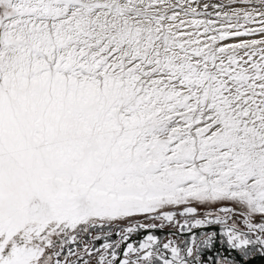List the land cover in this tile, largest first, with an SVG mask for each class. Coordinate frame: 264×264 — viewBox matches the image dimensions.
<instances>
[{"label": "snow or ice", "instance_id": "6c2138e0", "mask_svg": "<svg viewBox=\"0 0 264 264\" xmlns=\"http://www.w3.org/2000/svg\"><path fill=\"white\" fill-rule=\"evenodd\" d=\"M209 225L240 260H202L217 234L192 230ZM165 228L191 235L162 243ZM252 250L264 0H0V264H246Z\"/></svg>", "mask_w": 264, "mask_h": 264}, {"label": "water", "instance_id": "95a60500", "mask_svg": "<svg viewBox=\"0 0 264 264\" xmlns=\"http://www.w3.org/2000/svg\"><path fill=\"white\" fill-rule=\"evenodd\" d=\"M240 230L247 231V229H243V228L240 229ZM148 231L149 230L141 229L137 233H133L128 242H138L139 240L143 239V237L148 233ZM151 231L153 233H156L157 236L160 238V240L162 242H166L167 238H169L170 234L173 233V232H175V234H174L175 237H173V238L171 237V238L175 239L177 241L187 240L188 236L191 235V233H188V232L180 233V232H176L175 230L168 229V228H165V229H154V230H151ZM192 231L196 233L198 238L202 234L207 233V232H215L217 234L215 239H214L212 249H210V250L209 249H205L201 253L202 260H207L208 257H210V256L214 259L218 255L227 256L229 259H233V258L236 259V260H240L241 259V255L242 254L239 253L237 250L228 249L226 244L225 245H221V243H220V239L221 238H220V235H219L220 234V226L219 225L203 226V227L198 228V229H193ZM164 237H167V238H166V240L163 241ZM117 238L118 237H116L115 235H113L111 237V239H113V240H115ZM123 246H126V244L123 245ZM249 256H250V258L247 259L246 264H264V255L258 254L257 251L252 250L249 253Z\"/></svg>", "mask_w": 264, "mask_h": 264}, {"label": "rangeland", "instance_id": "374dc122", "mask_svg": "<svg viewBox=\"0 0 264 264\" xmlns=\"http://www.w3.org/2000/svg\"><path fill=\"white\" fill-rule=\"evenodd\" d=\"M200 3H209V4H212V3H224V4H228V0H200ZM242 7L243 5L242 4H234V5H230V7ZM212 9L210 8L209 11H211ZM249 37H245L244 39H248ZM228 41H234V40H228ZM228 41H225V42H228ZM224 205H213L211 207H203V208H199L198 211H199V217L198 218H203V214L204 212L206 211H213L215 212L219 207H222ZM256 221H259L260 220V217H256L255 218ZM143 222V220H142ZM235 222L236 223V226L240 229H246V227L244 226L243 224V220L241 218L240 215H235L232 217L231 220H229V223H233ZM172 238L175 237L174 235L171 236ZM167 237H164L163 241L166 240ZM169 239V238H167ZM179 239V238H178Z\"/></svg>", "mask_w": 264, "mask_h": 264}, {"label": "bare ground", "instance_id": "6f19581e", "mask_svg": "<svg viewBox=\"0 0 264 264\" xmlns=\"http://www.w3.org/2000/svg\"><path fill=\"white\" fill-rule=\"evenodd\" d=\"M241 7V6H240ZM233 42H236V41H228V42H226V43H233ZM148 234V233H147ZM146 234V235H147ZM153 234H155V235H157L156 233H153ZM162 242V241H161ZM163 243V242H162Z\"/></svg>", "mask_w": 264, "mask_h": 264}]
</instances>
